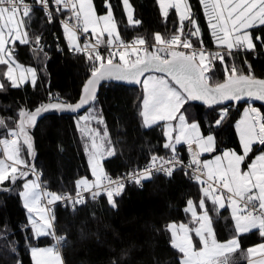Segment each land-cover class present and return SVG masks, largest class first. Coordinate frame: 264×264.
Here are the masks:
<instances>
[{"label":"trees","instance_id":"obj_1","mask_svg":"<svg viewBox=\"0 0 264 264\" xmlns=\"http://www.w3.org/2000/svg\"><path fill=\"white\" fill-rule=\"evenodd\" d=\"M27 1L34 3V0ZM92 1L99 16L106 15L107 5L111 6L122 40L142 37L147 42H153L156 33L169 39L179 27L175 10H169L165 19L157 0H129L133 20L140 21L139 24L128 22L123 0ZM188 2L191 16L200 29L202 44L215 49L200 1ZM26 30L30 43L15 42L13 56L17 62L35 69L36 80L34 84L26 82L23 86L12 87L10 81L1 75L0 83L4 87L0 88V118L5 120L7 127H0V139L7 138L8 130L16 127L22 107L33 110L50 99L69 103L76 101L92 71V63L85 54L69 50L57 19L49 22L42 10L33 8ZM188 31H194V27L186 21L183 32ZM37 36L41 38L42 50L34 51ZM251 37L254 49L234 53L232 60L238 70L246 74L251 70L254 78L264 79V25L252 29ZM102 40L106 41L107 36H103ZM191 40L195 45L200 43L196 37ZM225 59L230 67V57L226 56ZM224 68L225 65L219 60L213 61L212 70L206 73L211 77L210 83L223 82ZM141 99V88L105 84L89 107L98 106L114 146V154L103 160L105 172L127 171L144 164L153 155L164 157L172 154L163 147L166 138L162 126L143 125ZM247 102L244 100L232 105L235 108L228 110L227 118L218 127L214 121L219 116V109L225 106H208L202 101H190L185 105L188 119L199 121L204 135L211 132L215 136V151L207 154V157L220 154L224 149L242 153L234 125ZM253 104L264 117V102L253 99ZM79 115H50L29 126L37 151L35 172L40 174V183L45 191L72 193L78 180L93 178L85 153V140L74 121ZM19 143L21 157L30 164L34 156L33 146V154L28 155L23 137ZM176 148L177 154L183 157L184 146L178 145ZM261 151L264 152V145L253 147L243 168ZM23 181L19 179L11 189L5 188L13 184L11 181L0 185V264H33L30 247L55 244L57 236L65 238L61 249L64 264H113V261L116 264H179L182 254L171 246V234L166 226L169 223H186L192 227V217L184 211L188 200L194 202L197 213H200V185L182 171H176L169 177H152L145 181L142 188L128 186L121 194L114 196L115 207L108 202L106 195L87 200L73 212L55 205L52 211L55 235L35 237L19 195L23 190ZM207 207L211 208L212 205L209 203ZM211 217L218 242H226L236 236L235 221L229 208L221 209L219 214L213 212ZM238 240L240 247L232 256L236 259L233 258L229 264H247V249L264 242V237L259 235L258 229H253L240 234Z\"/></svg>","mask_w":264,"mask_h":264},{"label":"snow or ice","instance_id":"obj_2","mask_svg":"<svg viewBox=\"0 0 264 264\" xmlns=\"http://www.w3.org/2000/svg\"><path fill=\"white\" fill-rule=\"evenodd\" d=\"M34 3L42 6L49 22L55 20L49 0H34ZM53 3L61 17L65 12L72 14L68 19H62L69 50L86 54L93 67L91 77L83 86L80 103L75 106L51 104L47 108H67L72 111L80 109L84 104L95 99L96 85L101 80L142 83L144 97L140 115L145 126H151L159 121L165 122L163 134L166 142L163 147L170 150L172 155L170 157L153 155L143 171L129 173L126 179L140 184L142 179L150 178L153 169L171 176L174 170L185 167L177 154L176 146L186 144L191 153V163L187 167L192 169L191 179L201 188V198L198 202L201 214L197 213L192 200H188L184 211L190 213L192 223L199 226L194 229L183 223L179 225L169 223L166 226V230L171 234V246L182 254L179 264H229L225 254L239 249L240 234L258 229L259 235L264 237V154L258 155L248 165L247 171L241 168L249 152L252 151V146L257 142L264 145V117H261L255 108H250L245 112V119L237 125L243 155H238L235 151H224L222 155H217L210 161H201L202 153L215 151V137L211 132L202 134L201 124L199 121H190L186 116L188 110L185 108L189 101L197 100L203 101L208 106L245 98L264 101V79H256L250 72L243 73L235 65L227 66L225 59L226 56H232L234 50L254 49L253 38L246 30L257 24L264 25V0H200L205 15L209 18L208 26L211 35L215 38L214 42L219 48L227 50L223 53L206 52L202 44L196 49L191 40L184 36L185 20L195 28L194 32L189 33L190 36L200 33L196 20L191 16L187 0H157L165 19L169 15L168 10L175 9L180 28L174 31L169 39L156 33L155 44L151 46V51L147 41L142 37L134 39L131 44L121 39L110 5H107L106 16H96L92 0H53ZM123 5L128 14V22L139 24L140 21L133 20L129 0H123ZM32 13L33 6L26 3V0H0V65L7 66L6 71L0 70V72L10 81L12 87L19 86L18 78L14 75L17 70L20 72L19 82H24L25 74L30 73L32 82L35 83L36 71L32 68H21L14 59L13 50L6 47L9 42L13 45L16 41L20 44L30 43L26 29L27 20L31 19ZM71 20H75V24L70 23ZM22 29L24 31H21ZM78 31L85 34L90 31L96 43L92 44L89 41L81 46L77 36ZM105 33L106 41L102 40ZM40 39L39 36L35 38L34 51L42 50ZM101 44L105 45L107 56L99 51ZM114 45L118 46L116 50H113ZM181 47L188 51L179 50ZM161 52L165 55L161 56ZM116 57L119 58L118 63H114ZM216 60L225 65V76L223 82L213 85L210 83L211 77L206 73L212 70V62ZM148 72L163 73L164 76H147L141 80V77ZM2 87L4 85L0 83V88ZM40 112L41 109L35 112L21 110L18 113L16 127L6 133V137L12 138L0 139V144L4 146V159H0V185L5 181L15 183L18 179L25 180L23 191L19 195L30 214L29 220L36 237L55 235L50 231L53 228L54 217L49 216L50 209L42 205V200L48 205L57 201L82 203L83 190L91 192L93 199L102 194L106 195L108 202L115 207L114 195H119L125 187L122 178L112 179L102 171L101 174H97L98 165L93 162L97 145L93 141V156L90 164L96 177L94 183H90L87 179L78 180L75 200L69 195L42 191L35 167H30L21 157L19 143L20 138L23 137L28 155L33 154L31 139L26 129L29 125L35 124ZM89 118L81 119L87 121ZM226 118L227 111L221 109L220 115L214 121L215 126H220ZM173 121L176 123H172ZM0 127H7L3 118H0ZM211 127L210 122L209 128ZM81 131L85 135L91 134L86 127ZM104 135L107 136L106 131ZM104 151L109 156L114 154V149L111 147L105 148ZM30 174L34 175L35 179L28 180ZM209 203L212 205L211 208L207 207ZM225 208L231 209L236 236L221 243L215 238L211 213L219 214L220 210ZM193 231L202 245L198 251L194 250V238L190 235ZM55 238L57 244L65 239L58 236ZM257 251L264 256V243L259 244L258 249L249 248V257ZM31 254L35 264H63L57 248L33 247ZM220 257H224L223 261H220ZM113 264L116 262L113 261ZM250 264H252L251 260Z\"/></svg>","mask_w":264,"mask_h":264},{"label":"rangeland","instance_id":"obj_3","mask_svg":"<svg viewBox=\"0 0 264 264\" xmlns=\"http://www.w3.org/2000/svg\"><path fill=\"white\" fill-rule=\"evenodd\" d=\"M200 1V0H199ZM187 3H188V5H189V7H190V4H189V2H188V0H187ZM201 4V3H200ZM92 5H93V1H92ZM123 7H124V5H123ZM201 7H202V10H203V16H204V19H205V23H206V25H207V27H208V30H209V33H210V35H211V30H210V28H209V26H208V24H209V18L205 15V11H204V7H203V5L201 4ZM171 9H174V8H171ZM171 9H169V10H171ZM191 9V8H190ZM93 10H94V6H93ZM168 10V11H169ZM175 10V9H174ZM131 11L133 12V10H132V8H131ZM94 12H95V10H94ZM124 12H125V15H126V17H127V19H128V14H127V12L125 11V9H124ZM176 12V11H175ZM95 14H96V12H95ZM177 14V13H176ZM107 15V14H106ZM106 15H102V16H106ZM191 15H192V11H191ZM96 16H99V15H97L96 14ZM177 17H178V15H177ZM178 19H179V17H178ZM186 21H188V20H185L184 21V23H186ZM180 22V21H179ZM180 24V23H179ZM258 26H261V25H259V24H257L256 26H254L253 28H250V29H247L246 31L250 34V36H251V31H252V29H254L255 27H258ZM21 31H24L23 29L21 30ZM194 31H195V28H194ZM194 31H191V32H194ZM189 33H190V31H188V32H185L184 33V36L185 37H188V38H190V39H192L193 37H196V38H198L199 37V35H200V33H199V35H196V36H190L189 35ZM88 34H90L93 38H95L94 36H93V34L89 31V33ZM104 36H107V34L105 33V35ZM211 38H212V42H213V44H214V46L216 47V49H223V48H219L218 46H217V44L214 42L215 41V38L211 35ZM192 41V40H191ZM16 43H19V41H16ZM6 47H8V48H10V49H12L13 50V43H11V42H9L7 45H6ZM244 50H246V49H244ZM247 51H249V50H247ZM230 57V59H231V66L232 65H235L234 63H233V60H232V56H229ZM15 59V58H14ZM16 60V59H15ZM17 62V61H16ZM20 66H21V68H24V69H27V68H32V69H34L33 67H31V66H27V65H24V64H22V63H19V62H17ZM6 68H7V66L5 65H0V70H4V71H6ZM35 70V69H34ZM241 71V70H240ZM251 73L252 74V71L250 70V71H248V73ZM244 73V72H243ZM1 75H2V72H0V82H1ZM14 75L18 78V83H19V86H23L26 82H30V83H33L32 82V75L30 74V73H26L25 74V79H24V82H19V76H20V72L17 70L15 73H14ZM253 75V74H252ZM147 76H161V75H156V74H149V75H147ZM146 76V77H147ZM145 77V78H146ZM36 80V79H35ZM139 88H141V91H142V99L140 100V104H141V111L143 110V97H144V89H143V85H141V87H139ZM248 100V102L243 106V109L241 110V113H240V116H239V118H238V120L235 122V125H234V127H235V131H236V134H237V136H238V139H240V135H239V131L237 130V125L242 121V120H244L245 119V112L247 111V110H249L250 108H255V109H257V111L260 113V111H259V109L257 108V107H255L254 106V104H253V99H247ZM197 101H199V100H197ZM190 102V101H189ZM192 102V101H191ZM233 108H235V106H233V107H222L221 109H224V110H226L227 112H228V110L229 109H233ZM221 109H219V115H220V112H221ZM182 111V110H181ZM260 115H261V113H260ZM82 117H90L87 121H85V120H83V119H81ZM261 117H262V115H261ZM74 121H75V124H76V127H77V129H78V132H79V134H80V136L82 137V139H84L85 140V153H86V156H87V160H88V163H89V166H90V169L92 170V167H91V164H90V159L92 158V156H93V148H92V144H93V141H95V143H96V145H97V151H96V153H95V160L93 161L94 163H96L97 165H98V168H97V174L99 175V174H101V171H102V173L104 174L105 173V171L103 170V166H102V163H103V160L105 159V158H107V157H109V155H107V153L104 151V149L105 148H108V147H111V148H113L114 149V146H113V144L111 143V141H110V139H109V133H108V130H107V128L105 127V124H104V122H103V119L101 118V116H100V114H99V108H98V106L97 105H94V106H92L91 108H88V110H86L85 112H83L82 114H80L79 116H76V118L74 119ZM102 121V122H101ZM192 121H195V120H192ZM172 123H176L175 121H173ZM143 125L145 126V124H144V121H143ZM157 125H161L162 126V128L164 129V125H165V122L164 121H159V122H157V123H155V124H152L151 126H157ZM151 126H145V127H151ZM88 128L89 130H90V132H91V134L90 135H85L82 131H81V129H83V128ZM105 131L107 132V136H105L104 135V133H105ZM202 131V130H201ZM203 134V133H202ZM215 137V136H214ZM215 143H216V139H215ZM180 145H183L184 146V148H185V144H180ZM258 147H261L262 145H260L258 142H257V144H256ZM256 145H254V146H252V148L253 147H255ZM178 146V145H177ZM176 146V147H177ZM3 148H4V146L2 145V150H3ZM2 150L0 149V151L2 152ZM224 150H226V151H232V150H227V149H224ZM210 152H206V153H202L200 156L203 158V161H210V160H212V159H214V157L215 156H217V155H222V154H217V155H215V156H213V157H207V154H209ZM237 153V152H236ZM263 153V151H261V152H259L258 154H262ZM238 155H240L239 153H237ZM257 154V155H258ZM256 155V156H257ZM2 156H3V153H2ZM255 156V157H256ZM152 157V156H151ZM150 157V158H151ZM254 157V158H255ZM149 158V159H150ZM10 163V162H9ZM241 168H242V170H244V171H247V170H245V169H243V164L241 165ZM28 180H32V179H35V176H32V177H28L27 178ZM82 179H87V178H82ZM151 179V178H150ZM90 183H93V182H95V180H96V177L93 175V178H91V179H87ZM25 183V180L23 181V184ZM23 191V190H22ZM90 201H92V200H90ZM22 202H23V199H22ZM23 205H24V202H23ZM27 210V209H26ZM229 211H230V213H231V209H229ZM27 213H28V211H27ZM190 214V213H189ZM198 214H201V213H198ZM29 213H28V218H29ZM33 215V217H34V214H32ZM191 215V214H190ZM30 221V220H29ZM191 222H192V220H191ZM31 224V223H30ZM177 225H179V224H181V223H176ZM183 224H186V223H183ZM187 225V224H186ZM191 225H192V227L191 228H196V227H198L199 225L198 224H196V223H191ZM189 226V225H188ZM190 227V226H189ZM253 230V229H252ZM52 233H53V230L51 229L50 230ZM190 235L194 238V250H199L201 247H202V245L200 244V241H199V238L198 237H196L195 236V232L193 231V232H191L190 233ZM35 236V235H34ZM47 236H53V235H47ZM36 237V236H35ZM41 237V236H40ZM223 243V242H222ZM33 247H35V248H39V249H44V248H56V245L55 244H51V245H46V246H31L30 247V249H29V251H30V256H31V259H32V262H33V264H35V262H34V260H33V257H32V254H31V249L33 248ZM237 251V250H236ZM235 251V252H236ZM235 252H233V253H227V254H225L227 257H228V261L229 262H231L232 260H234V259H236V258H234V257H232L233 255H234V253ZM247 254V257H248V253H246ZM60 256H61V253H60ZM234 258V259H233ZM61 259H62V256H61ZM220 259V261H223V259H224V257H220L219 258ZM62 261H63V259H62ZM261 260H258L257 262H254V261H252L253 263L252 264H260L261 262H260ZM63 264H64V261H63Z\"/></svg>","mask_w":264,"mask_h":264},{"label":"built area","instance_id":"obj_4","mask_svg":"<svg viewBox=\"0 0 264 264\" xmlns=\"http://www.w3.org/2000/svg\"><path fill=\"white\" fill-rule=\"evenodd\" d=\"M26 3H28V4H30V5H32L33 6V8H38V9H40V10H42V12L44 13V15H45V10L42 8V6L41 5H38V4H35V3H33V2H30V1H27L26 0ZM49 4H50V10L53 12V15L55 16V19H57L58 21H59V23H60V25H61V27L64 29V27H63V23H62V19H68L72 14H71V12H67V14L65 15V16H63V17H61V15H60V13H58L57 11H56V9H55V5H54V3H53V0L51 1V2H49ZM45 17L47 18V16L45 15ZM48 19V18H47ZM70 23H72V24H75V20H71L70 21ZM180 28V24H179V27H178V29ZM77 36H78V40H79V43H80V45L82 46L85 42H91L92 44H95L96 43V39H94L91 35H89L88 33L87 34H85V33H83L82 31H78L77 32ZM186 38H188V37H186ZM136 39V38H135ZM188 39H190V38H188ZM134 39H131V40H123L125 43H127V44H131V42L133 41ZM191 40V39H190ZM198 40H199V45H195V44H193L194 45V47L196 48V49H199L200 47H201V44H202V41H201V38H200V35H199V37H198ZM192 42V41H191ZM193 43V42H192ZM155 44V40H153V42H147V46L149 47V51H151L152 50V48H151V46L152 45H154ZM203 45V44H202ZM116 47H118V46H116V45H114V48H113V50H116ZM203 48L205 49V51L206 52H209V53H215V52H217V51H220V52H226L227 50L226 49H212V48H207V47H205L204 45H203ZM130 50V49H129ZM179 50H181V51H188V50H185V49H183L182 47L179 49ZM99 51L101 52V53H103L105 56H107V54H108V52H107V49H106V47H105V45L104 44H101L100 45V47H99ZM247 50H244V49H240V50H234L233 51V54L234 53H237V52H240V53H244V52H246ZM264 52V51H263ZM82 53V52H81ZM84 54V53H83ZM256 54V53H255ZM86 55V54H85ZM141 55H143V52H141ZM160 55L161 56H163V55H165V53L164 52H161L160 53ZM116 60H119V58L118 57H116V58H114V61H116ZM92 63V62H91ZM213 63V62H212ZM92 67H93V64H92ZM229 107H232V106H229ZM12 137H8V139H11ZM0 149L2 150V144H0ZM172 155V154H171ZM171 155H167L168 157H170ZM178 156H179V158L183 161V164L185 165V167H183V168H178V169H176V170H174L173 171V173L174 172H176V171H182L184 174H186V175H188L189 176V178L191 179V172H192V169L190 168V167H187L188 165H190V163H191V159H192V156H191V153L188 151V149H187V145H185V148H184V151H183V157H181L179 154H178ZM200 160L201 161H203V159H202V157L200 156ZM150 161H151V158L147 161V162H145L144 164H142V165H140V166H136V167H134L133 169H130V170H127V171H122V172H118V173H109V172H105L104 173V175H107L108 177H110V178H112V179H116V178H122V180H123V183L125 184V187H124V189H123V191L128 187V186H137V187H139V188H142L143 187V185H144V183H145V181H147L148 179H150V178H152V177H155V176H163V177H169V175H166L163 171H157V170H155V169H153L152 170V175L150 176V178H146V179H142L141 180V182H140V184H136V183H134V182H131V181H128L127 179H126V177L128 176V174L129 173H132V172H134V171H143L148 165H149V163H150ZM194 167V166H193ZM36 173V175H39V178H40V174L38 173V172H35ZM172 173V174H173ZM191 180H193V179H191ZM194 181V180H193ZM39 183H40V179H39ZM94 183V182H93ZM106 183V182H105ZM40 185H41V183H40ZM41 190L42 191H45L44 189H43V187H42V185H41ZM122 191V192H123ZM121 192V193H122ZM120 193V194H121ZM60 194H63V195H69V196H71L72 198H73V200H75V199H77V197H76V190L74 191V192H72V193H70V192H64V193H60ZM82 196L84 197V202H86L87 200H96L98 197H96L95 199H93L92 198V196H91V192H89V191H83L82 190ZM102 195H104V194H102ZM101 196V195H100ZM114 196H117V195H114ZM84 202H82V203H77V204H73V203H71L70 201H57V202H55L54 204H52V205H48L47 204V202L45 201V200H42V205H44V206H46L47 208H49L50 209V212H49V216L50 217H53V213H52V211H53V207L55 206V205H60L62 208H64V209H67L68 211H70V212H73V211H75L76 209H77V207L78 206H80V205H82ZM52 223H53V220H52ZM52 230L54 231V227L52 228ZM55 245H56V248L59 250V252L61 253V249H62V241H61V243L60 244H57V240H56V238H55Z\"/></svg>","mask_w":264,"mask_h":264},{"label":"water","instance_id":"obj_5","mask_svg":"<svg viewBox=\"0 0 264 264\" xmlns=\"http://www.w3.org/2000/svg\"><path fill=\"white\" fill-rule=\"evenodd\" d=\"M114 63H118V62H114ZM149 74H156V75H161V76H164L163 73H157V72H148V73H145L144 77H141V80H143L147 75ZM91 77V75L88 77V79ZM87 79V80H88ZM86 80V81H87ZM86 83V82H85ZM105 84H116V85H122V86H125V87H131V88H139L141 87L142 83L141 84H137V83H130V82H127V81H117V80H110V79H105V80H101L97 85H96V90H95V99L93 100H90L87 104H84L80 109L76 110V111H72V110H69L67 108H63V109H55V108H47L48 105H51V104H61V105H72V106H75L76 104L80 103V100H81V97H82V90L80 92V95L78 97V99L74 102H64V101H61L59 99H56V100H52V101H49L47 103H44L42 104L41 106L33 109V110H27L25 107H22L21 110H25V111H31V112H35L37 109H41V112L39 113V115L37 116V119H36V122L35 124L33 125H29V126H34L36 125L40 120H42L44 117L46 116H50V115H57V116H61V115H67V116H75V115H79L83 112H85L91 105L92 103L97 99L98 95H99V92H100V89L103 85ZM85 85V84H84ZM83 89V88H82ZM248 98H245V99H242L240 101H224L223 103L221 104H215V105H212V106H229V105H232V104H236V103H239L241 101H244V100H247ZM260 101V100H258ZM203 102V101H202ZM261 102H264V101H261ZM47 108V110H43ZM18 122V121H17ZM29 126L27 127L26 131L28 133V136L30 137L31 139V143H32V146L33 148L35 147V140H34V137L32 136V134L30 133V130H29ZM36 159H37V151L36 149L34 148V156L29 164V166H34L35 167V163H36ZM19 180V179H18ZM17 180V181H18ZM16 181V182H17ZM15 182V183H16ZM13 183L12 185H10L9 187H5V188H13L14 184Z\"/></svg>","mask_w":264,"mask_h":264},{"label":"crops","instance_id":"obj_6","mask_svg":"<svg viewBox=\"0 0 264 264\" xmlns=\"http://www.w3.org/2000/svg\"><path fill=\"white\" fill-rule=\"evenodd\" d=\"M257 110V109H256ZM258 112V111H257ZM239 142H240V139H239ZM257 143H255L254 145H256ZM240 145H241V149H242V153L240 154V155H243V146H242V144H241V142H240ZM253 145V146H254ZM224 151H226V150H223L220 154H222ZM262 154H264V152L262 153ZM258 155H261V154H258ZM257 155V156H258ZM256 156V157H257ZM256 157L250 162V163H248L247 164V166H246V168H243V169H245V170H248V165H250L255 159H256ZM262 243H264V242H262ZM261 244V243H260ZM258 246H259V244H257V245H254V246H251V247H249V248H257L258 249ZM248 248V249H249ZM248 249H247V251H246V253H248ZM250 260H251V262L252 261H254V262H257L258 260H261L260 262V264H264V256H262L260 253H259V251H257V253H255V254H252V256L251 257H249V254H248V257H247V264H250ZM253 263V262H252Z\"/></svg>","mask_w":264,"mask_h":264}]
</instances>
